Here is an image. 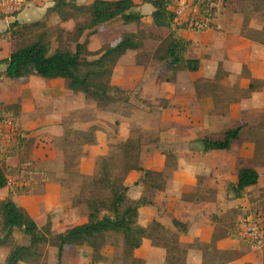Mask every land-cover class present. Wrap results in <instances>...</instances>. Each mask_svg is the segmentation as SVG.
<instances>
[{
	"label": "crops",
	"instance_id": "crops-1",
	"mask_svg": "<svg viewBox=\"0 0 264 264\" xmlns=\"http://www.w3.org/2000/svg\"><path fill=\"white\" fill-rule=\"evenodd\" d=\"M93 1L75 0L78 6ZM132 1L134 13L142 15L140 21L114 22L135 27L129 32L133 34L150 25L153 33L142 38L141 49L126 51L112 68L110 84L125 94L111 111L99 110L94 99L68 90L63 79H0V86L3 80L14 82L2 89L0 103L19 106L16 128L24 139L14 155L0 151L7 178L0 201L11 200L39 229L49 221L52 235L86 224L89 207L98 205L88 191L100 159L119 155L129 143L135 146L142 171L131 169L121 183L128 189L127 201H140L135 223L142 230L139 246L120 233L106 232L95 250L85 241L65 246L61 264H264V240L253 244L236 233L239 218L253 213L264 217L260 3L220 0L209 28L178 30L177 35L190 43L185 59L199 62L197 71L190 72L184 66L168 68L159 60L165 51L159 53L153 41L165 43L169 30L154 27L151 5ZM52 6L53 0H26L20 13L0 19V60L16 50L21 27L41 21ZM69 22L72 30L73 20L62 23L51 15L48 25L63 27ZM98 33L89 36L92 52L101 49L93 48ZM237 128L239 137L227 150L204 151L201 140L221 141ZM242 169L254 170L258 179L237 195ZM143 171L153 176L146 178ZM97 209L99 217L109 214ZM13 236L20 237L15 232ZM22 238L23 242L14 239L16 245L25 244ZM47 248V254L36 255L28 264H57L56 247ZM9 252L0 247V264Z\"/></svg>",
	"mask_w": 264,
	"mask_h": 264
},
{
	"label": "trees",
	"instance_id": "trees-1",
	"mask_svg": "<svg viewBox=\"0 0 264 264\" xmlns=\"http://www.w3.org/2000/svg\"><path fill=\"white\" fill-rule=\"evenodd\" d=\"M176 0H142L152 6L151 19L154 27L166 28L169 34L165 40L164 54L160 61H165L168 68L177 69L184 66L188 71L195 72L199 67L197 60H186L184 57L187 46L190 44L177 35L178 30L202 31L209 28L208 21L215 18L220 0H193L199 4L200 18L193 25L178 24L174 21L172 6ZM226 0H223L225 2ZM264 3V0H261ZM136 5L132 0H94L90 5L78 6L75 0H53V6L46 16L39 22L22 26L17 32L18 38L24 34L30 35L31 40L17 46L9 57L0 60V79L7 78L18 81L30 76H37L47 80L63 79L67 82L68 90L82 93L85 97L104 100L109 104L119 102L125 92L110 84V76L116 61L128 50L141 49L142 43L138 34L128 33L112 46H104L98 51L88 49L89 36L95 35L108 23L121 21L122 24L137 23L142 18L135 12ZM53 15L59 22L74 21L72 30L65 34L64 43L52 48L51 35L49 34V16ZM17 26L12 24V28ZM60 34V35H59ZM58 39L61 37V32ZM86 36L84 37V35ZM84 39L82 40V38ZM61 39V38H60ZM19 110L17 104L3 106L0 109V124L11 119L16 126ZM241 128L228 131L221 141L201 140L204 151L227 150L230 143L239 137ZM18 139V146L21 144ZM2 148L0 151L10 157L15 154L17 147ZM137 152L133 144H125L117 155L118 166L115 171L119 175L114 177L113 168L107 165L105 158L98 163L96 176L92 178V187L107 190L105 209L109 214L99 217V211L93 202L89 207L88 222L75 226L64 233L52 235L51 224L48 221L41 229L34 220L11 200L0 201L1 230L0 247L11 240L15 230L25 236L24 245H15L10 249L4 264H28L39 252L43 244L51 242L57 249V264H61L64 247L80 241H85L94 250L98 239L103 238L106 232L120 233L132 246L138 247L141 229L135 226L137 210L140 201L129 202L126 199L127 188L121 183L123 174L131 169L140 170L137 166ZM146 178L153 176L148 171H143ZM117 173V174H118ZM257 173L252 169H242L238 173V183L235 188L237 195L245 188L256 184ZM7 186V178L0 165V189ZM89 193L92 200L98 199ZM239 237V236H238ZM256 244V243H254Z\"/></svg>",
	"mask_w": 264,
	"mask_h": 264
},
{
	"label": "rangeland",
	"instance_id": "rangeland-1",
	"mask_svg": "<svg viewBox=\"0 0 264 264\" xmlns=\"http://www.w3.org/2000/svg\"><path fill=\"white\" fill-rule=\"evenodd\" d=\"M254 1H256V4L260 3V4H258V6H260L262 8V11L264 13V3L261 0H254ZM72 25L73 24L71 22L65 24V26H63V27L58 25V24H54V23L50 24L48 32L52 36L51 40H52V48L53 49L55 47H57L58 45H60V43H61L60 40L62 41L61 45L64 43L65 34H66L67 30H70L72 28ZM143 29H144V31H142V33L138 32V35H139L140 39L148 36L149 33H153L151 31L152 28L150 27V25L144 24ZM135 30H136L135 27L134 28H131V27H128V26L124 27V26H120V25L116 24V22H113V23L110 24L109 28H107L105 31H102V32L98 33V35L93 38V39H95V40L92 41L94 43L93 48L97 49V48H102L104 46H109L110 44H113L114 42H116L124 34L129 33L130 31L133 32ZM60 32H61V37H59V39H58L57 37H58V34ZM160 35L162 36L161 32H160ZM31 38L32 37H30V35L24 34L20 38V40L18 41L17 46H23V45L27 44L31 40ZM153 42H154L153 45L155 44V47L158 46L156 48V49H158V52L159 53H163V51L165 49V44L163 42L159 43L158 41L157 42L153 41ZM148 46H150V43L148 44ZM151 59H153V58H151ZM136 61H138L137 58H136ZM143 61L147 63V62H149V58H146ZM5 83H6V85H5ZM9 83L12 84L14 82H9L8 80H3V85L0 86V93H2V89H6V88L9 87ZM57 88H59L58 85H57ZM94 101L96 103L97 108H99V110L101 109L102 111H111L112 109H114L116 107L113 104L111 105L107 101H104V100H95L94 99ZM127 104L131 105L129 103H127ZM0 109H3V103H0ZM15 122H16V125H17V119H16ZM22 137L23 136L21 135V132H19L18 139L23 142L24 139ZM106 160H107V165L110 166L111 169L113 168L112 169L113 171L111 173H113V175H115L114 177H117L119 175V173H121L119 171H117V172L115 171V169L118 166L117 155L115 156L114 154H112V156L111 157H107ZM0 164H1L2 168L5 171L4 159H1V157H0ZM6 173L8 174L7 171H6ZM88 192H90L93 195V197L98 198V199H95L96 201H98V205H97L98 208H100L101 210H102V208H105V204H106V202H105L106 199L105 198H107V197L103 198V196H105L107 194V190H103L101 188H94L91 185ZM83 197H85V194H84ZM0 222H1V218H0ZM14 232L16 234H19L20 237L19 238H14V236H12L11 240H9L7 244L3 245L5 247V249H9V248L11 249L13 246L16 245V243L18 241L19 242H23L24 241V239L22 237H25V236L21 232H19L17 230H15ZM2 237H3V233H2V230H1V223H0V238H2ZM14 239H16L17 242ZM25 242H26V240H25ZM51 245H52L51 242H48L47 244L41 245L40 248H39V252H38L39 256L47 254V252H48L47 251V249H48L47 247L51 246ZM1 256L2 255L0 254V257ZM31 261H33V259Z\"/></svg>",
	"mask_w": 264,
	"mask_h": 264
},
{
	"label": "built area",
	"instance_id": "built-area-1",
	"mask_svg": "<svg viewBox=\"0 0 264 264\" xmlns=\"http://www.w3.org/2000/svg\"><path fill=\"white\" fill-rule=\"evenodd\" d=\"M26 0H0V19L12 17L20 13L25 7ZM174 21L178 24L193 25L200 18L199 4L193 0H176L171 8ZM18 143V131L11 119L0 124V147L12 148ZM237 235L249 242L260 243L264 240V217L253 213L238 219L236 224Z\"/></svg>",
	"mask_w": 264,
	"mask_h": 264
}]
</instances>
